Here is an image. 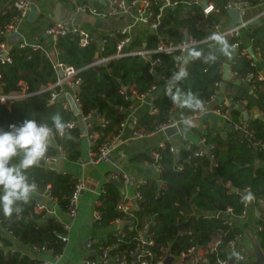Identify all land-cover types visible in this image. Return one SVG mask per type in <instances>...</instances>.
<instances>
[{"label": "trees", "instance_id": "trees-1", "mask_svg": "<svg viewBox=\"0 0 264 264\" xmlns=\"http://www.w3.org/2000/svg\"><path fill=\"white\" fill-rule=\"evenodd\" d=\"M2 1L0 31L21 18V11L15 5L18 0H11L1 8ZM210 1L221 13H227L225 6L228 0ZM61 2L75 9L74 0ZM84 3L88 4L87 0ZM98 3L102 5L100 1ZM169 13L163 33L169 42L174 43L187 40V33L196 39L204 38L206 31L198 25V19H205L211 24L221 21L214 14L205 16L202 6L195 3L178 5ZM123 36L115 31L82 46L79 36L70 32L60 36L56 43L46 38L35 43L51 51V56L44 49H35L32 43L22 45L20 42L9 47L12 63L0 65V92L8 94L25 87L33 94L13 101L10 106L0 103V241L5 246H12V240L4 235L2 229L11 232L9 234L22 243L52 250L55 254L64 251L66 242L60 236L67 233L65 226L55 217L37 213L38 197L26 194L17 184L36 180L40 192L48 190L63 210L68 212L70 209L76 177L40 163L21 166L24 158L33 156L31 140L43 139L46 130L52 134V139L40 145L39 153L57 155L60 147L69 160L78 161L83 153L80 125L64 135L60 134L61 129L68 122H78L80 116L91 118L89 133H100L92 145V149L97 151L102 144L119 134L121 123L127 118V110L137 101L133 92L146 93L154 84L161 89L153 99L156 111L144 114L136 126V130L146 133L171 121L175 111L183 119L198 113L219 90L218 82L224 83L225 91L234 103L245 102L248 110L256 108L264 111V80L258 78L262 74L260 65L264 64V58L262 64L254 67L247 56L235 54L230 62L234 81L223 78L228 57L220 44L201 47L196 58L188 60L184 69L181 68L179 51L161 53L158 55L161 62L155 66V74L151 71L152 59L139 55L113 57L105 63L95 64L96 53L100 52L99 41L106 40L105 50L99 56H113ZM250 37L253 47L264 51V23L257 24ZM5 39L0 35V43ZM158 42V35L152 32L145 41L139 36L134 37L124 50L144 47V43L146 48L153 49ZM54 62L72 65L79 70L80 116L61 98L52 103L50 91L40 92L43 85L46 87L58 80ZM250 72L254 74L253 78L238 83L239 78ZM163 78L174 79L175 83L166 84ZM230 113L231 120L225 134L205 132L201 135L206 144H214L213 158L195 156L194 151L200 148L196 143L190 148H181L177 153L171 150L174 145L166 142L163 147L155 149L157 158L146 152L136 154L134 159L138 161L160 164L162 172L158 179L149 178L146 184L140 186L142 199L137 201L134 227L127 224L123 235L109 232L98 239L94 247L106 248L118 244L117 248L110 249L111 256L125 253L128 264H131L137 259L140 247L139 230L146 226L154 239V244L148 248L155 255L162 253L164 247H168L174 256L192 247L206 248L219 234L222 235L220 247L224 249L231 239L240 234L238 227L228 225L229 215L225 213L228 208H232L237 215L242 212V193L246 188H250L256 198L264 200V148L254 145L257 140L264 141V118L255 117L243 123L240 107L231 108ZM99 120L107 121V124L103 126ZM236 123L247 124L248 128L236 129ZM179 164L183 165V169L176 168ZM228 182L231 186L227 185ZM121 200L119 184L116 181L106 182L97 209L101 218L95 227L107 229L117 219L125 217L124 212L118 209ZM216 211L218 215L214 214ZM148 215H153V222L147 221ZM263 223L262 218L259 225ZM259 236L264 247V231H260ZM219 255L226 257L227 253L224 251ZM208 257L214 264L217 255L210 253ZM0 264L41 263L20 252L0 248Z\"/></svg>", "mask_w": 264, "mask_h": 264}, {"label": "built area", "instance_id": "built-area-1", "mask_svg": "<svg viewBox=\"0 0 264 264\" xmlns=\"http://www.w3.org/2000/svg\"><path fill=\"white\" fill-rule=\"evenodd\" d=\"M75 1V10L79 13H85L89 12L91 14L100 16L102 18H108L111 16H118V15H125L129 14L133 17V23L129 24L128 26L116 30L118 33L124 35L123 38L119 41L117 45V52L113 56L108 57H97V60L95 61V64H101L109 61L113 57H122V56H128V55H139L147 59H152V73H157L155 70V66L158 65L161 62L160 57H158L161 53H172L174 51H179V59L184 62L188 61L190 59H194L197 56V51L207 45H218L220 43L221 39L230 38V49L234 51L235 54L238 53V55H244L247 56L251 60V64L254 67H257V60L261 59L263 60L264 51L260 50V48H254L253 45H243L242 42V32L249 24L253 25L255 21H260V18L264 15V0H257L256 2H252L251 0H228L225 10L226 12H229L232 9H238L241 13L242 20L239 23H236L233 27H230V25L224 26L222 22L211 24L207 22L205 19H198V25L202 27L207 33L204 38L202 39H196L192 36H188L187 40L183 41L182 43H174L169 42L168 39L165 38L163 34L158 33V29L160 25L165 24L164 15L165 12L169 9L175 8L178 5L181 4H200L203 0H107L108 8L105 10H100L96 7H91L89 4L84 3L83 0H74ZM208 1V6L203 7V13L205 16H209L212 13H221V10L217 8L213 2L210 0ZM32 0H18L15 2L16 7L21 11V18L15 22L7 24L3 30L0 31V35L3 37H7L8 33L15 32L18 29V23L24 19L27 14L30 11V6L32 4ZM260 8L259 12L255 15L253 9L254 8ZM252 12V18L247 20L244 18V15L248 12ZM137 24L146 25L150 28V30L157 34L159 37V42L156 48L149 49L144 47L131 49V50H124L125 47H128L129 44L133 40V30L136 28L135 26ZM75 33L80 38V43L82 46H87L93 38L91 35L84 29L77 26L73 21L71 22H60L56 24H52L47 27L45 31L46 39H50L53 41V43H56V41L59 39L60 36H64L68 33ZM115 32V31H114ZM105 43L106 40L103 39L99 41V49L100 52H103L105 50ZM27 44L23 43L22 45ZM33 47L35 49L41 48L46 51V53L51 56L52 52L46 50L43 45L41 44H33ZM192 50V53L190 54L189 51ZM99 52V55H100ZM155 56V58H153ZM4 63H12V57L10 54L9 46L7 44L6 39L0 43V65ZM231 65V63H230ZM54 66L56 68V71L58 73V80L50 84L49 86H46L43 88L40 92L43 91H50L51 97L50 101L53 103L57 101L60 98L61 93L64 92V88L67 87L68 93H70L77 104L78 108L80 109V104L78 100V85L80 84V79L77 77V74L79 72L78 69H76L72 65L63 64L60 62H54ZM262 72V71H261ZM59 73H62V76H59ZM231 74L234 76L235 74L232 71L231 68ZM254 74L250 72L247 74V76L242 77V80H247L250 78H253ZM258 78L261 80H264V72L262 74L258 75ZM166 84H174V79H162ZM222 82H218L216 85L217 87L221 86ZM56 88H59V90H55ZM159 89L158 84H154L146 93L143 94H136L133 92L134 96L139 100L140 102L144 103L145 101L151 100L150 103L153 102V94ZM219 91V90H218ZM217 91V92H218ZM217 92L212 96L211 100L215 99ZM33 93L27 92L25 87H23L21 90L13 91L11 93H2L0 92V103L3 105L10 106L11 103L15 100L25 99L29 96H31ZM210 100V101H211ZM207 101L204 106L199 110L198 113L195 114V116H205L208 113L207 110V104L210 102ZM219 104V103H218ZM239 104V103H238ZM217 107L216 113L222 115L229 121L231 120V113L229 107H226L225 105H221ZM246 105L245 102H242L241 106ZM70 107L69 105H66ZM241 108V107H240ZM71 109V108H70ZM243 109V108H241ZM152 110L156 111L152 104ZM81 111V110H80ZM260 115L264 118V111L259 110ZM81 113L79 114V116ZM103 126L107 124V121L99 120ZM80 122L85 123V128L87 131L86 136L88 137L89 142V155H90V162L91 163H99L101 161H107L109 160L111 153L115 148L118 146L119 136L121 131L125 128L127 118L125 121L121 123V129L119 134L112 137L109 141L102 144L98 150L92 149L93 140L95 138H98L100 133L96 132L94 134H90L88 129L91 127L92 120L91 118H86L83 116H80ZM79 121H71L66 124V126L61 129L60 134L64 135L68 132L69 129L79 125ZM243 123H246L247 121H244L242 119ZM177 124V122L173 121V116L171 118V121L159 125L154 131L150 133H146L144 131L135 130L133 133L134 138H142L148 135H152L154 133L164 131L167 128H170ZM248 128L247 124L245 126H242L241 123H236L235 128L236 129H243ZM48 131V130H46ZM247 131V129H246ZM48 133L52 135L49 131ZM203 143L200 144V148H197L194 151L195 156H204L208 155L210 158H213L212 149L215 147L214 144H206L205 138L202 139ZM43 143L42 139H36L33 138L30 143V149L32 151L37 150L36 155L39 157L41 161L45 162H54L56 161L62 154V149L58 147V153L57 155L52 156H46L44 154L39 153L38 148ZM165 144H161L160 146L163 147ZM254 145H260L264 148V141L263 140H257ZM189 146L188 148H190ZM171 150L173 152H176L175 146L171 147ZM155 158L158 157V155L154 152L152 154ZM150 164V163H149ZM153 168L157 171L158 175L162 172V166L158 163H152ZM178 170L183 169V165L179 164L176 167ZM111 180L116 181H123L125 183L128 182L127 175L123 172L121 168H116L110 173ZM159 178V177H158ZM157 178V179H158ZM147 183V180H143L141 183L137 185L136 189V200H141L142 195L140 192V186ZM18 186L24 189L26 194L31 195L33 197H43L48 196L51 197V193L47 191L40 192L38 190L39 182L36 180H33L31 182H17ZM228 186H231V183H227ZM86 183L84 179L77 178L75 190L73 192L71 203H70V209L68 210V213L71 216H75L78 209V203L80 199L81 193L85 190ZM243 210L240 214H235L233 212L232 208H228L225 214H228V220L227 223L229 226H235V219L237 217H244L248 214V211L250 207L252 206H262L264 207V200L256 198L252 193L250 188H246L245 191H243ZM54 199V198H53ZM118 209L122 212H124L125 217L122 219H118L119 221H124L127 224H130V227H134L135 220H137V217L135 216V210L136 207H132L131 205H128L124 202V200H121L118 204ZM35 210L37 213L44 212L45 215L47 213L46 205H44L41 201L38 200V203L35 206ZM49 212V210H48ZM50 213V212H49ZM48 214V213H47ZM101 218V213L98 211L95 216V221L99 220ZM153 215L147 216L148 222H153ZM263 220H264V212H263ZM259 231H264V223L258 226ZM11 233V232H9ZM8 233V234H9ZM123 235V229L120 231L115 232L116 235L119 234ZM10 235V234H9ZM64 242L68 241L67 234H62L60 236ZM139 250L137 259L132 261L131 264H167V259L169 255L171 254L168 247H164L162 249V253L159 255H155L148 246L154 244V239L152 237V234L149 233L148 227L146 226L145 229L139 230ZM241 239V234L236 235L233 239H231L227 246L223 249L220 247L221 241H222V235H218L216 238H214L212 241V244H209L206 248L203 247H192L187 252H182L178 256H173L172 261L169 264H211L208 254L215 253L217 255L215 263L214 264H233L231 262V258H233V261H246L248 259L247 251L245 249V246L239 245V240ZM211 241V242H212ZM96 244L95 240H91L88 242V247L92 250V255L85 258L83 263L84 264H128L127 260V254L122 255H115L111 256L110 249L117 248L118 244H114L113 246H108L106 248H95L94 245ZM0 248L4 249L5 251H8L9 248L4 245L2 241H0ZM40 249H43L41 247H38ZM99 250V251H98ZM201 250V252H199ZM226 252V257H221L219 254L221 252ZM52 264V263H49Z\"/></svg>", "mask_w": 264, "mask_h": 264}, {"label": "crops", "instance_id": "crops-1", "mask_svg": "<svg viewBox=\"0 0 264 264\" xmlns=\"http://www.w3.org/2000/svg\"><path fill=\"white\" fill-rule=\"evenodd\" d=\"M10 1L11 0H3L1 8L6 7ZM98 1H100L102 5H99ZM32 2L35 3L39 9L36 19L30 21L28 13L27 16L18 23L17 31L8 33L6 41L9 47L20 42L37 43L42 38H46L45 31L48 26L60 22H74L77 14H80V17L77 20L78 23L75 24L86 30L91 37L96 40L100 38L101 35L111 34L133 23V17L129 14L102 18L89 12L79 13L75 9L67 6L66 3L61 2V0H32ZM87 3L91 7H99L100 10L108 8L107 0H87ZM169 10H167L164 15L165 27L169 19ZM259 10L260 8L257 7L253 9L255 15ZM212 14L219 16L224 26L230 25L232 21L229 12L220 14L215 12ZM252 15L253 13L248 11L244 15V18L249 20L252 18ZM259 23H264V15L260 18V21H255L253 25L249 24L247 28L243 30V45H253L250 34L252 29ZM135 27L132 36L135 38L139 36L143 41H145L148 34L152 33L150 28L146 25L137 24ZM163 32L164 29L161 33L164 35ZM188 36L190 35L188 34ZM165 38L169 39L167 36H165ZM230 42V38H225L221 39L219 43L222 51L227 54L228 57L225 64L229 65L232 61V57L235 55L234 51L230 49ZM144 46H146V43H144ZM189 53L191 54L192 50L189 51ZM260 60L261 59L257 60L258 66L260 63L262 64ZM186 62L187 61L181 63V68L184 69ZM260 66L262 67L261 71L264 72V64ZM230 80L234 81V76H232ZM237 81L238 83H245L247 80L239 78ZM22 85H24V83ZM224 86V83H222L215 99L207 104L208 113L205 116L193 115L190 118L183 119L178 112H173V121L177 122L174 126L177 127L178 130L171 137L167 135L165 130L142 138L133 137L139 118L147 112H155L152 110L153 102L148 103L145 101L142 103L137 100L136 103H134L135 105L127 110V122L125 128L120 133L118 146L113 150L107 161H101L99 163L90 162L88 137L81 134L83 153L80 160L71 161L65 154H62L54 162H45V166L48 168L59 172L70 173L76 178L84 179L86 188L80 195L76 215L71 216L67 211L63 210L56 199L48 196L38 197L39 201L46 205L48 213H46V215L55 217L67 230L66 234L68 236V241L66 242L63 253L55 254L52 250H47L45 248L40 249L35 245L22 243L2 229L1 231L4 235L12 240V246L8 247L9 250L20 252L23 256H27L31 260L41 264H84V259L92 255V250L88 247L89 241L95 240L97 243L98 239L104 238L107 233L114 232L115 234V232L127 226L126 222L117 219L107 229L95 227V223L97 222L95 221V216L98 212L99 197L103 191L104 184L112 181L110 173L114 169L121 168L129 179L127 183L115 180L121 188L122 200L132 207H138L135 196L137 185L143 180L158 178L159 175L153 168L152 163L149 164L147 161H138L134 159L136 154L140 152L153 154L156 148L166 142L172 143L176 148V152L179 153L181 148H188L191 144H202L203 137L201 135L205 132L225 134L229 123L225 117L215 112L217 107L220 106L219 104H223L229 108H243L242 113L244 121H248L255 117L263 118L259 113V109L254 108L248 110L244 105L241 106V104L234 103L227 95ZM68 94V89L65 87L60 98L65 101L66 105L70 106L67 98ZM81 123L82 122H80L79 125ZM45 133L46 135L42 139L43 143H47L52 139L48 131H45ZM41 162L36 152L33 151V156L24 158L21 166L34 163L42 164ZM262 211H264V207L254 205L250 207L247 215L235 219V226L241 230L239 245L245 246L248 259L241 262L233 261V264H255L258 250L264 254V247L261 245V238L259 236L260 231L258 230L260 221L263 218ZM217 236L218 235H215V238ZM212 243L213 241L210 244ZM199 252H201V250Z\"/></svg>", "mask_w": 264, "mask_h": 264}, {"label": "water", "instance_id": "water-1", "mask_svg": "<svg viewBox=\"0 0 264 264\" xmlns=\"http://www.w3.org/2000/svg\"><path fill=\"white\" fill-rule=\"evenodd\" d=\"M201 5H202L203 7H207V6H208V1H207V0H203V1L201 2ZM38 10H39V9H38L37 5H36L35 3H32L31 6H30L29 17H28L30 21H34V20L36 19L37 14H38ZM229 14H230L231 17H232V21H231V23H230V27H233L236 23L241 22L242 17H241V13L239 12L238 9H232V10H230V11H229ZM79 17H80V14H77V16H76V18H75L76 20L74 21V23H78L77 20L79 19ZM164 27H165V24L160 25V27H159V29H158V33H159V34L162 33ZM187 38H188V34H187ZM98 56H99V52L96 53V58H97ZM59 76H62V73H59ZM223 78H224L225 81H226V80H230V79L232 78V74H231V65H229V64H225V66H224V75H223ZM42 88H45V85H43ZM160 90H161V89H158V90L153 94V97H156V95L160 92ZM67 98H68V100H69L71 110H72L76 115H79V114L81 113V111H80V109L78 108L77 104L75 103V101H74V99H73V97H72V95H71L70 93L67 95ZM147 102L150 103L151 100L149 99ZM80 130H81V134H82V135H86V134H87V131H86V128H85V123L82 122V123L80 124ZM177 130H178L177 127L172 126V127H170V128H167V129L165 130V132L167 133V135H168L169 137H171L173 134L176 133ZM35 152H37V150H35ZM41 163H42V165H45V161H42ZM112 181H115V180H112ZM38 200H39V198H38ZM214 214H215V215H218V212L216 211V212H214ZM137 254H138V253H137ZM137 254H136V255H137ZM172 258H173V256L170 254L169 257H168V259H167V264H169V263L172 261ZM233 260H234V259L231 258V262H232V263H233ZM255 264H264V254H263L260 250H258V252H257V259H256V261H255Z\"/></svg>", "mask_w": 264, "mask_h": 264}]
</instances>
